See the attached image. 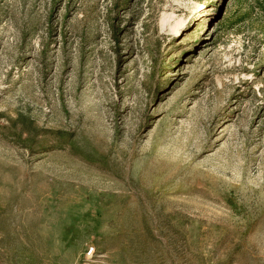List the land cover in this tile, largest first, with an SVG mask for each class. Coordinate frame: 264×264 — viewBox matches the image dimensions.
Segmentation results:
<instances>
[{
  "label": "rangeland",
  "instance_id": "1",
  "mask_svg": "<svg viewBox=\"0 0 264 264\" xmlns=\"http://www.w3.org/2000/svg\"><path fill=\"white\" fill-rule=\"evenodd\" d=\"M0 264H264V0H0Z\"/></svg>",
  "mask_w": 264,
  "mask_h": 264
},
{
  "label": "built area",
  "instance_id": "2",
  "mask_svg": "<svg viewBox=\"0 0 264 264\" xmlns=\"http://www.w3.org/2000/svg\"><path fill=\"white\" fill-rule=\"evenodd\" d=\"M94 250H95V248L94 247H91L89 250H88V254H93L94 253Z\"/></svg>",
  "mask_w": 264,
  "mask_h": 264
}]
</instances>
